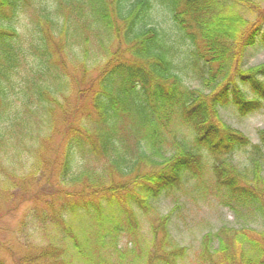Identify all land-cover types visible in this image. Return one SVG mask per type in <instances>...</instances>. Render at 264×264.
Here are the masks:
<instances>
[{
  "label": "trees",
  "instance_id": "trees-1",
  "mask_svg": "<svg viewBox=\"0 0 264 264\" xmlns=\"http://www.w3.org/2000/svg\"><path fill=\"white\" fill-rule=\"evenodd\" d=\"M155 2L166 11L160 22ZM259 6L256 0H0V200L28 190L25 180L54 188L45 200L52 220L46 242L31 245L35 252L14 264H178L185 248L170 244L168 214L150 217L144 248H126L113 259L106 253L124 231L140 237L136 210L153 213L151 200L202 178L197 149L213 158L220 202L261 221L259 230H219L214 246L206 236L200 264H264V129L251 143L218 113L231 103L243 115L264 101V64L243 67L245 49L264 43ZM90 40L105 54L92 67L98 72L82 107L90 66L77 68L71 108L65 99L76 70L71 51L87 50ZM188 66L203 89L184 85ZM178 126L192 130L193 147L178 140ZM36 144L39 155L26 169L22 152ZM241 151L248 162L238 164L233 155ZM14 156L18 165L4 166ZM98 157L103 175L80 168Z\"/></svg>",
  "mask_w": 264,
  "mask_h": 264
},
{
  "label": "rangeland",
  "instance_id": "rangeland-1",
  "mask_svg": "<svg viewBox=\"0 0 264 264\" xmlns=\"http://www.w3.org/2000/svg\"><path fill=\"white\" fill-rule=\"evenodd\" d=\"M260 3V9L264 11V0H256ZM257 4L256 2H254ZM156 7L159 9L154 15V20H162L166 16L164 7L155 2ZM242 17H248L250 20L256 17L254 11L245 12L240 10ZM160 22V21H159ZM163 27L165 26L162 25ZM168 27V26H165ZM88 49L81 52L80 46L73 48L71 51L73 57V63L76 68L75 72H72L73 68L70 67L74 78L70 80L71 93L67 99L70 107L75 106L76 88L75 84L81 71L77 68L81 66V63H85L89 67V72L86 78L85 85L82 87V91L87 93V97L80 98L78 100V106L82 107L84 103H87L91 92H89V86L92 83L93 78L97 75V70H92V67H96L103 59L105 54L94 40H90ZM188 44L182 43L179 46V55L184 56L187 52ZM94 61L96 63L92 64ZM264 64V43L257 40L253 45L248 46L244 51L243 56V67H256ZM24 66V72L26 73V66ZM81 69V68H80ZM194 69H190L188 66V73L183 76V83L185 86L201 90L203 89L200 80L196 78ZM249 92V90H248ZM251 94L248 93L247 98H251ZM218 113L220 118L229 124L234 129L242 132L248 137L251 143L258 142L257 132L259 129H264V101L262 106L256 110L247 112L246 114H240L236 108L231 104H225L218 107ZM58 118V115H56ZM178 140L187 143L189 147H193V132L186 126H178ZM60 140V136L57 134L53 138V146H56ZM38 144L34 145L33 148L22 152V157L25 159L26 169L31 168V164L34 162L39 152L36 151ZM172 151L171 147L165 148L164 152L166 155ZM202 156V160L205 164V170L202 174V178L197 179L191 178L185 181L180 189H175L171 192H164L159 197L151 200L152 212H142V210H136V216L139 223V234L140 237H130L129 233L124 231L120 233L115 240L114 246H110L106 254L112 259L117 257V253L126 248L137 249L139 246L145 247L144 242H147L150 238V221L154 216V213L160 215L168 214L169 222L167 224V231L169 236V242L172 246L184 247L185 251L183 256L177 259L178 264H200V253L206 242V236L210 238V246L218 243L216 234L223 228H239L242 226L253 227L256 229L261 228V221L259 218L250 219L236 215L228 207L224 206L218 197L215 195V187L212 176V162L213 158L204 149H197ZM50 154L48 153V156ZM234 161L238 164L248 162V153L245 151L234 153ZM91 161L89 165H82L80 168L88 166V168L96 167L97 173L103 175L101 169L100 157ZM264 162V161H263ZM18 165L17 160L14 156V161L6 160L4 166ZM264 165V163H263ZM27 170L18 169L19 175L26 174ZM40 173V172H39ZM39 175V174H38ZM37 175V176H38ZM44 178V177H43ZM55 177L51 176L50 183L55 182ZM24 187L29 188L22 192V190L15 189L16 196L12 200L5 196L4 201L0 200V259L5 264H14L24 254L34 253L32 250L33 244L38 242L44 243V236L47 235L51 226L52 220L48 213L51 214V207L46 203L48 196L52 197L54 188L50 184L40 182V186L45 187L43 190L39 188L38 183L35 181H24ZM52 190H48L49 187ZM55 196V195H54ZM53 196V198H54ZM52 203H55V199ZM45 216H42L41 213ZM56 227V226H54ZM109 238V237H107ZM46 242V238H45ZM31 246V247H29ZM117 251V252H115ZM95 257V254H94ZM144 259V258H143ZM98 260V259H97ZM97 260L94 261L97 263ZM143 261V260H142ZM72 264H92L91 261L76 260Z\"/></svg>",
  "mask_w": 264,
  "mask_h": 264
}]
</instances>
